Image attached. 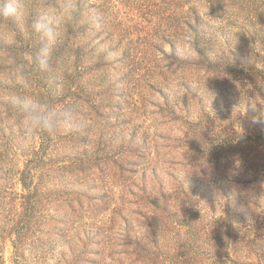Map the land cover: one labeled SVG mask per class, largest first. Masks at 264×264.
Wrapping results in <instances>:
<instances>
[{
	"label": "trees",
	"instance_id": "1",
	"mask_svg": "<svg viewBox=\"0 0 264 264\" xmlns=\"http://www.w3.org/2000/svg\"><path fill=\"white\" fill-rule=\"evenodd\" d=\"M60 1H45L40 8H57ZM82 1L66 22L68 35L54 51L53 70L42 74L62 76L59 101L76 109L79 128L38 134L34 140L39 143L24 148L8 97L13 92L49 97L52 92L16 81L21 65L27 77H36L31 61L40 41L30 33V23L38 14L24 31L11 30L16 21L0 18L5 36L15 42L0 38V264H6L7 241L11 264H264V208L254 227L235 219L236 214L244 221L255 219L264 207V119H250L249 129L217 125L205 108L211 91L231 86L246 87L249 97L264 102V37L248 30L246 50L227 49L204 26V18L240 12L247 14L250 28L263 24L264 0H157L156 7L153 0L151 13H170L160 14L158 23L181 25L188 32L182 29L188 49L179 55L173 46L180 36L168 32L162 40L172 49L147 48L144 60L128 46L132 27L118 32L123 21L103 15L108 0ZM92 10L101 19L99 26ZM104 43L112 49L100 51ZM123 45L128 48L120 49ZM111 54L115 57L109 59ZM177 76L196 77L198 120H190L188 110L178 118L166 105L168 86ZM188 82H182L185 91L196 96ZM138 88L146 93L131 102ZM154 95L159 100L151 103ZM153 109L156 131L146 134L134 118ZM86 118L94 123L82 125ZM89 127H96L95 133L85 136ZM109 132L113 138H107ZM56 151L64 154V163L50 159ZM162 171L169 187L159 178ZM50 174L62 184L50 187L45 179ZM110 176L122 189L116 198L120 205L113 204L111 183L104 185ZM68 177L73 179L69 187ZM98 180L104 183L94 184ZM212 199L221 202V216L206 225L201 214L210 211Z\"/></svg>",
	"mask_w": 264,
	"mask_h": 264
},
{
	"label": "rangeland",
	"instance_id": "2",
	"mask_svg": "<svg viewBox=\"0 0 264 264\" xmlns=\"http://www.w3.org/2000/svg\"><path fill=\"white\" fill-rule=\"evenodd\" d=\"M45 1L48 0H23V2L26 5V10L33 11L32 13L26 12L25 18L17 23L15 22L11 30H22L24 31L26 29L27 23L31 20V18L34 16V13L39 14L41 11L45 10L40 8V3H45ZM51 2L54 0H50ZM89 2H95V0H88ZM153 0H108L106 8H104L103 15L107 19H115L116 22L118 20L123 21L124 24H119L117 28V23H115V27L117 28L118 32L120 31V28H127L128 26H131L133 29V32L131 34V43L130 48L133 49L134 55L137 57H140L144 60L143 56L145 54V49H151L154 50L155 47H159V49H162L165 52H169L172 47L170 46L169 43L166 41L162 40V35L164 33L170 32L171 34H175L177 36H180V38L175 42L174 48L175 51L179 53L181 56H185V53L188 49V47L185 46L183 39H185V36L182 37V29L185 31V33L188 35V32L185 30L183 26H179V29L177 26L174 25V27H169L168 25L166 26L163 22L158 23L157 20L160 18L161 15H168L170 14L169 11L164 10L160 11V14L157 13H151L150 9L152 7L151 3ZM155 4L154 7L157 6L158 1L154 0ZM258 1L262 0H252V3H256ZM78 0H72V3L74 4L75 10L81 6L77 5ZM86 5V0L82 1ZM63 3V0L60 1L57 4V7ZM48 10H56L57 8H47ZM179 10L178 8H176ZM230 15V14H229ZM226 14L223 17H213V18H204V26L207 31H211V33L215 36H217L216 41H219L222 43V48H234V49H243L246 50L248 48V41L245 37L246 32L250 30L251 32L253 29L262 37H264V23L257 24L253 26V28H250L251 25L247 22L245 19L247 17V14L245 12H240L239 14L237 13H232L230 16ZM264 15V7L261 8L259 11V16L263 17ZM231 18V24L229 25L227 23V18ZM183 18V16L181 17ZM33 20V19H32ZM66 22L61 24L60 26V31H61V39L63 40L66 38L68 35V29L66 27ZM161 31H159V29ZM171 28H174V30H171ZM98 29V27L96 28ZM115 31V39H117V31ZM98 30H96L92 35H95ZM2 35L5 36L4 31L2 30V27H0V38ZM9 35V34H8ZM6 37V36H5ZM103 39V38H100ZM99 39V40H100ZM6 41L9 43H15L13 42L14 40L12 37H6ZM181 42V43H180ZM16 45V44H15ZM40 46V42H39ZM125 45L122 46L120 49L128 48ZM247 47V48H245ZM112 48L109 47L107 43H104L102 45V49L100 51H106V50H111ZM147 49V50H148ZM260 49H264V45L261 46ZM149 51V50H148ZM152 56V53H150ZM115 54H111L109 59L114 58ZM137 64V63H136ZM142 64V63H138ZM246 69H243V72L245 73ZM242 77H245L242 75ZM189 80V88L190 91L193 93H196V96L188 95L187 92L185 91V87L182 85V82H185ZM17 83H20L24 88L27 89H34L35 88H45V90H52L51 94H49V97L46 96H38L40 100L42 101H53L52 106L54 107H63L59 99H61V90L64 88V80L61 75L59 74H50L49 77H43L42 74L36 72V77H27V79H24L22 76L16 77ZM15 81V82H16ZM13 82V83H15ZM19 85V84H18ZM167 90V107L173 108V110L176 112V116L178 118L184 117V112L188 110V118L190 120H198L200 113L199 111V105L201 102V97H199V93L201 91V88L196 84V77L195 76H184V77H174L172 78ZM232 88H225L222 89V91H216L213 90L210 92V102L206 104L205 108L208 113H210V118L209 121L211 122L212 119H215L218 121L216 124L217 125H228V126H238V127H245V129H249L250 127V119H253V117H260V119H264V102L260 103L258 97H249L247 93L246 87H235L231 86ZM166 91V90H164ZM50 92V91H49ZM146 93V91H141L139 88L136 89L133 93V96L130 97L131 102H139L141 94ZM166 93V92H165ZM143 95V94H142ZM34 96L37 97L35 94ZM150 102L155 103L159 100L158 96H150ZM62 101V100H61ZM64 103V101H62ZM57 105V106H56ZM156 109L151 110L150 112H144L142 113L141 117L135 116V120L138 122L140 125L139 130L143 131L147 134H152L156 131V118L153 117V111ZM123 116V115H121ZM114 116H111V119L109 122H113L115 119ZM214 121V120H213ZM90 123H94L90 118H86L83 120L82 125H88ZM96 127H89L88 128V135L85 134V136H90V134L95 133ZM243 129V128H242ZM62 131L63 130H59ZM57 131V132H59ZM56 132V133H57ZM107 135L108 137L113 138L111 132H109ZM105 135V136H106ZM121 136L116 137L115 139L119 141ZM106 138V139H107ZM105 139V140H106ZM36 141V143H35ZM38 144L39 140L36 139L32 141L30 144L27 146L33 145V144ZM24 148V146H23ZM86 150H88L87 147H85ZM82 148L80 149V151ZM75 151V150H74ZM57 152V151H56ZM68 154L74 155L72 153V150L68 149ZM50 159L52 161H64V154H61L60 152L54 153L50 155ZM85 157V156H83ZM48 159V158H47ZM145 161V160H144ZM61 162V163H64ZM145 167L146 169H149L150 166L147 161H145ZM148 175H150V172H148ZM167 175L165 174L164 171H162L159 174V178H162L164 180V184L169 187V183L167 182ZM45 179L48 183V185L52 188L56 185H60L61 180H57V175L53 176V174L50 175H45ZM62 179V178H61ZM73 179H69L68 177V182L66 185L68 187L72 185ZM101 180L94 181L95 183H98ZM109 182L111 183L112 191L115 195V198L113 199V204L120 205L122 202L120 200H117L116 198L118 195L121 193L122 189L120 186H118L115 180V177H107L106 181L104 184L106 188L109 187ZM104 181H101V184H103ZM137 184L140 183V180L136 181ZM90 184H93V180H91ZM136 186V184H133ZM132 185V186H133ZM186 185L187 182H186ZM210 211H202L201 214V221L202 223L208 225L209 222L214 221V219H218L221 216V210H222V205L221 202H214L213 199L211 200L210 204ZM262 207L260 210H257L258 212L260 211L258 217L252 220H248V218H244L238 216L236 214V221L243 227H254L253 224L258 222V219L260 215H262L263 211ZM108 212L104 215L107 216ZM102 219L101 217H97L96 220L100 221ZM103 220L105 221L106 218L103 217ZM253 223V224H251ZM157 236L160 238L161 235L157 234ZM162 240V238H160ZM169 242H173V240H169ZM172 244V243H171ZM60 249L62 248L61 246L59 247ZM12 253V246L9 241H7L6 249L4 251L5 255V260L6 264H11L10 263V256Z\"/></svg>",
	"mask_w": 264,
	"mask_h": 264
},
{
	"label": "clouds",
	"instance_id": "3",
	"mask_svg": "<svg viewBox=\"0 0 264 264\" xmlns=\"http://www.w3.org/2000/svg\"><path fill=\"white\" fill-rule=\"evenodd\" d=\"M23 0H0V18L21 22L26 15ZM75 11L72 0H63L56 10L41 11L30 23V33L38 37L40 46L32 57V70L44 74L53 70V54L61 39L60 26ZM94 23L99 26L101 19L95 10L90 12ZM19 74L27 79L23 66ZM8 102L18 115L19 143L30 144L38 134L53 135L59 130L71 132L79 128V114L73 106L54 107L29 94L11 93ZM254 123L261 122L253 117Z\"/></svg>",
	"mask_w": 264,
	"mask_h": 264
}]
</instances>
